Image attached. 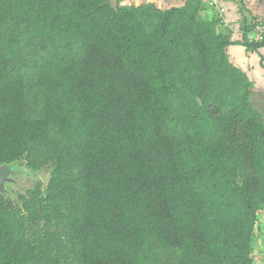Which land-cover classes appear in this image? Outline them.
Segmentation results:
<instances>
[{
  "label": "trees",
  "instance_id": "16d2710c",
  "mask_svg": "<svg viewBox=\"0 0 264 264\" xmlns=\"http://www.w3.org/2000/svg\"><path fill=\"white\" fill-rule=\"evenodd\" d=\"M224 1L0 0V164L48 174L0 193V264H254L264 113L228 49L264 33Z\"/></svg>",
  "mask_w": 264,
  "mask_h": 264
},
{
  "label": "crops",
  "instance_id": "0c3cea01",
  "mask_svg": "<svg viewBox=\"0 0 264 264\" xmlns=\"http://www.w3.org/2000/svg\"><path fill=\"white\" fill-rule=\"evenodd\" d=\"M225 22L233 30V39L240 40L243 37L242 19L243 14L251 20H264V0H225ZM243 10V11H242ZM217 10L210 9L205 15H212ZM256 17V18H255ZM257 19V20H258ZM257 37V36H256ZM229 52L240 67L246 71L249 78L254 82L253 101L262 112L264 110V48L252 51L244 45H231ZM255 262L264 264V220L261 221L255 237Z\"/></svg>",
  "mask_w": 264,
  "mask_h": 264
},
{
  "label": "water",
  "instance_id": "95a60500",
  "mask_svg": "<svg viewBox=\"0 0 264 264\" xmlns=\"http://www.w3.org/2000/svg\"><path fill=\"white\" fill-rule=\"evenodd\" d=\"M114 4L118 0H113ZM47 173L45 169L35 170L27 166L23 160H16L11 163L0 164V193L6 198L17 199L18 192H24L26 185L23 184L24 178L32 175H40Z\"/></svg>",
  "mask_w": 264,
  "mask_h": 264
},
{
  "label": "rangeland",
  "instance_id": "374dc122",
  "mask_svg": "<svg viewBox=\"0 0 264 264\" xmlns=\"http://www.w3.org/2000/svg\"><path fill=\"white\" fill-rule=\"evenodd\" d=\"M144 1H148V0H123L124 3H136V4H140L143 3ZM151 1V0H149ZM158 5H161L162 7H166L172 4H181L182 1L184 0H154ZM251 21V20H250ZM254 93V92H253ZM264 101V100H263ZM264 113V110H263ZM48 179V174H38V175H32L29 176L28 178H24L23 180V184L26 185V188L24 190H26L27 188L33 186L35 184L36 181L38 180H44V182H46ZM18 191H16L17 193ZM17 200V199H15Z\"/></svg>",
  "mask_w": 264,
  "mask_h": 264
},
{
  "label": "built area",
  "instance_id": "2783aa9c",
  "mask_svg": "<svg viewBox=\"0 0 264 264\" xmlns=\"http://www.w3.org/2000/svg\"><path fill=\"white\" fill-rule=\"evenodd\" d=\"M208 1L209 4H216V0H206ZM226 8L221 7L219 8V11L223 14L225 13ZM256 30L258 32V37L260 38V35L264 33V23L262 22V20L258 19L256 21Z\"/></svg>",
  "mask_w": 264,
  "mask_h": 264
},
{
  "label": "flooded vegetation",
  "instance_id": "af4514ba",
  "mask_svg": "<svg viewBox=\"0 0 264 264\" xmlns=\"http://www.w3.org/2000/svg\"><path fill=\"white\" fill-rule=\"evenodd\" d=\"M25 191V190H24ZM19 192V191H18Z\"/></svg>",
  "mask_w": 264,
  "mask_h": 264
}]
</instances>
